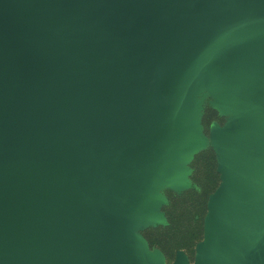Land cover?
Instances as JSON below:
<instances>
[{"label": "water", "instance_id": "95a60500", "mask_svg": "<svg viewBox=\"0 0 264 264\" xmlns=\"http://www.w3.org/2000/svg\"><path fill=\"white\" fill-rule=\"evenodd\" d=\"M190 20L247 115L214 132L225 184L195 264H264V0H0V264H162L130 230L156 219L138 176L174 179L191 140L144 122L177 103Z\"/></svg>", "mask_w": 264, "mask_h": 264}, {"label": "rangeland", "instance_id": "374dc122", "mask_svg": "<svg viewBox=\"0 0 264 264\" xmlns=\"http://www.w3.org/2000/svg\"><path fill=\"white\" fill-rule=\"evenodd\" d=\"M188 31L189 52L174 69L176 108L168 111L156 106L144 122L161 133L174 126L187 127L191 140L174 161L177 170L174 179L155 171L138 176V180L150 183L156 219L136 222L131 227L132 236L145 247L146 254L159 257L162 264H177L182 258L186 264H195L198 247L205 238L210 201L224 180L214 132L231 127L233 133L239 132L241 121L246 119L238 114L242 106L238 89L232 97L223 99V90L212 86L206 72L199 69L203 57L197 48L198 32L193 20L189 21ZM202 78L203 87L198 89ZM191 85L196 91L191 92ZM257 146L252 144L249 151Z\"/></svg>", "mask_w": 264, "mask_h": 264}, {"label": "bare ground", "instance_id": "6f19581e", "mask_svg": "<svg viewBox=\"0 0 264 264\" xmlns=\"http://www.w3.org/2000/svg\"><path fill=\"white\" fill-rule=\"evenodd\" d=\"M193 73V72H192ZM205 75H206V73H204ZM193 77H191V78H189V80H191ZM202 83H203V78L201 79V81L198 83V85H197V88L198 89H200V88H202L203 86H202ZM236 89H238V86L236 87ZM236 89L234 90V92L233 93H235L236 92ZM190 90H191V92H193V91H196V87H194L193 85H191L190 86ZM223 90V89H222ZM238 95V94H237ZM232 96H233V94H232ZM231 96V97H232ZM177 105V104H176ZM176 105L174 106V109L173 110H175V108H176ZM190 105V109L192 108V104L190 103L189 104ZM185 111H189L188 109H187V107H185ZM243 118H247V115H244L243 116ZM245 120V119H244ZM152 125V124H151ZM151 125L149 124V127L151 128V129H154L153 127H151ZM240 127V126H239ZM154 130H156V129H154ZM238 130H239V128H238ZM157 131V130H156ZM232 132H233V128H232ZM233 134H236L235 136H240L241 134H240V131L239 132H237V130H236V132L235 133H233ZM254 146H257V145H259L260 144V142L259 141H256L255 142V140H253L252 142H251ZM257 148V147H256ZM255 148V149H256ZM250 153H254L255 152V150L254 149H252L251 151H249ZM176 159V158H175ZM175 159H174V161H175ZM174 161H173V163H174ZM222 174H223V176H224V173L222 172ZM223 183L225 184V180H223ZM130 233L132 234V231L130 230ZM143 248H145V247H143V246H141V248L139 249V251L136 253V255H144V256H149L148 255V253L146 254V250H144Z\"/></svg>", "mask_w": 264, "mask_h": 264}]
</instances>
